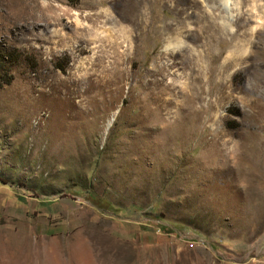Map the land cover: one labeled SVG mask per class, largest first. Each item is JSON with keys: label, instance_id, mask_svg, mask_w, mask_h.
<instances>
[{"label": "rangeland", "instance_id": "374dc122", "mask_svg": "<svg viewBox=\"0 0 264 264\" xmlns=\"http://www.w3.org/2000/svg\"><path fill=\"white\" fill-rule=\"evenodd\" d=\"M228 5L0 0V264H264V0Z\"/></svg>", "mask_w": 264, "mask_h": 264}, {"label": "bare ground", "instance_id": "6f19581e", "mask_svg": "<svg viewBox=\"0 0 264 264\" xmlns=\"http://www.w3.org/2000/svg\"><path fill=\"white\" fill-rule=\"evenodd\" d=\"M220 1H222V4H224L225 6H229L228 4L230 3V0H220ZM210 28V27H209ZM207 35V34H206ZM215 34L214 33H209L208 32V39H207V42H206V46H207V48L210 46V45H212L213 46V40H214V36ZM244 36V35H243ZM215 39H216V37H215ZM215 41V40H214ZM240 41L242 42V43H237L236 44V46H238V47H242L243 45H245L246 43H247V41H248V38H245V36H244V38L242 39H240ZM235 46V47H236ZM212 48V47H211ZM234 48V47H233ZM233 48H231L230 49V54L228 55V56H225V58H224V60H223V63H222V65H221V67L225 70L227 67H229L231 64H232V62L235 60V59H237V58H235V56H234V50L236 49H233ZM238 49V48H237ZM236 49V50H237ZM242 50V49H241ZM234 52V53H233ZM232 53H233V56H232ZM156 85V84H155ZM221 89V88H220ZM168 105V103L167 102H165V104L163 105V106H167ZM263 107V106H262ZM112 120H113V118L112 119H110L109 120V125L111 124V122H112Z\"/></svg>", "mask_w": 264, "mask_h": 264}]
</instances>
